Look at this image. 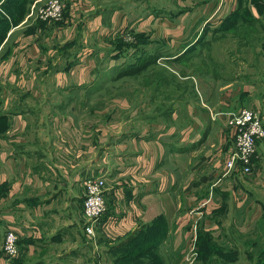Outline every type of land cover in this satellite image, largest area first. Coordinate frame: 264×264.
<instances>
[{
  "label": "crops",
  "instance_id": "1",
  "mask_svg": "<svg viewBox=\"0 0 264 264\" xmlns=\"http://www.w3.org/2000/svg\"><path fill=\"white\" fill-rule=\"evenodd\" d=\"M2 1L0 12L8 21L21 12V6H2ZM41 1L32 0L17 23L0 36V66L5 62V77L0 80V234L14 230L20 249L12 260L0 253V264H108L120 247L148 244L156 229L164 232L158 246L166 255L164 264H176L196 222L200 221L202 232H211L224 243L232 241L230 231L236 235V229L243 230L245 219L258 220L264 199V143H257L249 178L225 164L233 139L224 113L248 106L264 109V82L258 77L264 51L257 52L259 69H255L254 52L244 48L242 39L235 35L222 39L216 33L233 26L236 0H162L157 7L145 4L149 0L136 4L132 0L138 11L140 4L146 11L142 15L132 8L130 23L122 19L120 3L99 5L94 11L84 5L79 12L87 10L90 16L83 13L78 18L75 7L69 20L59 25L42 24L30 14ZM124 26L146 30L161 41L156 59L171 65V72L183 73L188 68L184 63H198L210 55L201 50L205 45L200 46L213 42L208 35L217 44L228 41V65L224 58L210 55V70L218 84L204 89V99L197 102L187 101L184 76L174 84L134 86L132 97L143 100L140 109L153 105L152 88L159 93L157 102L166 97L164 103L172 110L162 116L150 109L144 115L131 113L124 126L107 127L106 112L112 104L101 103L100 109L91 110L90 94L106 87L107 83H94L97 76L114 75L116 63L111 64L110 57L104 63V56L110 36L121 33ZM98 27L109 31L100 36L94 31ZM150 50L148 54H156ZM250 75L256 76L254 81L247 79ZM44 76H54V83L35 85L33 80L39 78L47 82ZM222 76L228 79L222 81ZM51 91L66 98H52ZM115 100L114 107H126V101L119 105ZM219 111L222 114L215 115ZM90 178L105 182L106 210L93 235L83 230L82 201ZM210 218L223 220L216 223L218 232Z\"/></svg>",
  "mask_w": 264,
  "mask_h": 264
},
{
  "label": "rangeland",
  "instance_id": "2",
  "mask_svg": "<svg viewBox=\"0 0 264 264\" xmlns=\"http://www.w3.org/2000/svg\"><path fill=\"white\" fill-rule=\"evenodd\" d=\"M48 0H43L39 4L42 5L46 3ZM60 3L62 4V17L58 20H52V19H39L36 15L33 16L35 17L38 21H40L42 24L49 25L53 23L63 24L65 20H69L70 14H71V9L75 10V7H77V12L78 18H81L85 13L86 16L89 13L87 10L85 12H79V8L84 5H88L91 8L88 10L94 11L95 8H97L99 5L100 6H108L113 3L117 5V3L122 4V10L124 11L122 19L126 21V23H130L131 18V9L134 8V4L132 0H107L104 2L103 0H69L64 3V0H59ZM257 4L255 3V0H236V7L235 10L232 12L233 15V20L234 24L230 28L225 29L224 31L221 32H216L218 35L222 34L221 36H224L222 39L225 37H229L231 35H235V37H239L242 39L244 48L246 50H249L250 52H254V57L252 59L253 62V67L255 69H259V60L257 58V52L258 51H264V19L262 20L261 18H264V2L261 0ZM139 2V0H135V4ZM154 3V6H159V3L162 4V0H149L146 1L145 4H150ZM261 3V4H259ZM38 5V6H40ZM34 5V8L38 7ZM87 6V7H88ZM229 6V3H228ZM139 11L136 9L135 13H140L144 14L146 9L141 10V8L144 7L143 4L137 5L136 6ZM84 9V7H82ZM251 10V11H250ZM76 12V11H75ZM252 13V14H251ZM30 14H35L34 9L32 12V9L30 11ZM29 14V15H30ZM229 16V14H227ZM253 15V16H252ZM254 15H258L259 17H255ZM33 19V18H32ZM84 19V18H82ZM124 23V24H126ZM80 24V23H79ZM79 30V33L81 34V29L79 26H76ZM107 27V26H106ZM76 30V29H75ZM97 33H100V36H105L106 33L109 31L107 28V31H105V27H101L97 30H94ZM116 31V30H114ZM206 29L203 30L202 36L205 35ZM211 35V34H210ZM141 36H144L141 37ZM207 39L213 41L215 43V39L212 36L207 37ZM79 37H76V41L73 45V47L78 43ZM110 43L107 45L108 52L104 56V63L108 61V58L110 57V63L114 64V66H118L117 69L113 70V74L121 73L126 69H131L132 71L135 70L136 65H132V62H137V58L139 54H142L140 52L141 49H151L150 51H154L156 53H159L162 48H163V43H159L161 41L155 40L151 38L150 34L146 33V30H129V28L123 27L121 33L115 32L112 36L109 38ZM213 42H204L201 45H205L201 47L203 50V53L208 52L212 57H220L224 58L221 60H224V65H228L226 62H229L228 60L225 59V55L228 52V49L231 47L230 44L228 43L227 40H223L220 42V44L215 43L214 45L212 44ZM201 43V42H200ZM162 44V46H161ZM239 48L242 45L241 43L238 44ZM49 47V46H48ZM78 47V46H77ZM121 48V50L119 48ZM69 48V47H68ZM76 48V47H74ZM118 49L120 50L119 53H116ZM123 50V51H122ZM200 50L199 47L195 49ZM114 51V52H113ZM210 55H207V57H203L198 59V63L195 61H191V63H184V66H187L188 68L185 69V71L182 72H177L175 71L171 72L172 69H169L171 65L164 66L163 63H159V59L157 60L158 63L157 65H148L144 68H142L139 72L135 71L131 75H126L122 76L120 79H116L114 81H108L105 80L103 83L105 84L106 87L104 90L95 92L93 91L91 95V100H92V107L91 110L93 109H100L101 103L105 104H112L107 108L106 114L108 115L107 117V127H113V125H117V127L124 126V120L131 114L137 112L139 115H144L146 114L149 109L152 110V112L156 111V113H160L159 115L162 116L161 114H166L168 115L170 111L172 110V106L168 105V103H164L167 101V98L164 97L163 102H157V97H158V92H156V89H151L152 91V106H145L144 108L140 109L141 106H138L143 100L140 99L137 96L132 97V89L133 87H148L151 85L157 86L158 84L162 82H167L168 84H174L178 82L179 77L184 76L187 77V82L184 85L185 91L183 93H186L187 95V101L191 102H197L201 99H204L203 95V90L207 89L210 90L211 86H215L216 82L215 78L213 77L211 73V66L213 62V58H210ZM215 60V59H214ZM77 61V59H76ZM258 63V65L256 64ZM5 62L0 66V80L2 81V78L5 77L3 76L4 70H3V65ZM251 67V71L254 70V68ZM211 68V70H210ZM261 69V66H260ZM155 71V72H152ZM261 74L258 76L261 80V83L263 85L264 82V67L261 69ZM211 73V74H210ZM257 74V73H256ZM180 75V76H179ZM9 75H7L8 77ZM113 76L111 74L107 75ZM242 79H244L245 76H240ZM253 77V78H252ZM256 76L250 75L247 77L248 80L254 81ZM26 78V77H25ZM47 78V79H46ZM222 81H225L228 79V77L223 78L221 77ZM13 77L10 79L12 80ZM27 79V78H26ZM40 79V78H39ZM33 80L35 85L45 87L48 85H52L54 76H44V81L42 80L39 81ZM241 79V80H242ZM259 81V79H257ZM49 83V84H48ZM111 83V84H110ZM222 83V82H220ZM110 84V85H108ZM218 84V83H217ZM216 84V85H217ZM91 92V91H90ZM48 94L51 95L52 98H61L66 96L61 94L60 92L56 91H51ZM164 94V93H162ZM175 92H171V97L174 95ZM89 96L86 95V98ZM255 98H258L257 96ZM114 99L118 100L119 105H122L126 101V107H114L115 102L113 101ZM115 100V101H116ZM136 100V102H134ZM133 104V106H132ZM137 104V105H136ZM133 107V109H131ZM250 108H253L256 110V112L259 114V116L262 118L264 121V109L260 106H248ZM114 108V109H113ZM103 110V108L101 109ZM234 111V110H230ZM227 111V112H230ZM100 111L97 112L99 114ZM224 113L225 117V124L226 123V113ZM222 114L221 111L216 112L215 115ZM105 116V115H103ZM92 117H95V115L92 114ZM111 120V122H110ZM116 120V122H115ZM187 124L188 121H187ZM228 128L232 129L227 125ZM124 129V128H120ZM232 139H233V147L230 149L228 152L229 156L231 153L235 150V132L232 129ZM225 158V164L227 162V159ZM256 156H257V151H256ZM255 156V157H256ZM255 157L253 158V166H252V171L255 165ZM227 167V165H226ZM237 171V173L240 176L248 175L247 178L252 175L251 173L244 174L243 171L240 170L239 167L233 168ZM245 178V177H244ZM262 198V197H261ZM263 201V202H262ZM261 215L258 218V220L252 218L245 219L243 223L241 224V229H236L238 233L241 234H234L231 231L229 232L230 236H232V241L231 240H224L226 242L222 243L219 240H215L211 232H202L200 228L201 223L200 221L192 222L194 225L191 226L189 233H187L185 239H184V249L179 253V258L176 261V264H254L256 259L259 257V253L262 249H264V199L261 200ZM258 208L259 205L257 206ZM251 207H249L250 209ZM250 212V211H249ZM219 214L217 217H221L224 215L225 209L218 212ZM247 213V212H246ZM250 217V216H249ZM212 224L215 223L214 227L212 226V229L215 230V232H218V225L216 224L217 221L222 223L223 220H215L211 219ZM228 222V219L225 221ZM238 224L241 223V221H237ZM190 227V225H189ZM205 228H210V227H205ZM224 232H226L224 230ZM86 233V232H85ZM221 236V235H220ZM219 237V236H218ZM3 239H4V234H0V253H2V245H3ZM224 239V237L222 238ZM208 246H210V249H208ZM129 249L134 250L135 249V244L131 243V245L125 246V247H120L119 250L114 251L111 253L110 257V262L108 264H143L148 261L151 257L149 255H143L141 257L135 258L133 260H128L126 258H122V255L125 256V254L128 252ZM157 252L159 253L160 256V261L161 264H164L166 259V255L164 252L161 250L157 249ZM20 254V253H19ZM3 255V253H2ZM153 256V252L151 253ZM13 257L12 259L17 258ZM174 257H177L174 256ZM11 259V260H12Z\"/></svg>",
  "mask_w": 264,
  "mask_h": 264
},
{
  "label": "built area",
  "instance_id": "3",
  "mask_svg": "<svg viewBox=\"0 0 264 264\" xmlns=\"http://www.w3.org/2000/svg\"><path fill=\"white\" fill-rule=\"evenodd\" d=\"M62 4L59 0H48L34 8L39 19L58 20L62 17ZM226 123L235 132V150L227 159L229 170L239 167L244 174L251 173L253 158L256 156L257 143H264V121L259 114L250 107L226 113ZM105 182L102 178H90L85 182V195L82 201V210L85 218L83 230L93 235L95 226L99 224L106 210ZM3 256L6 260L16 257L20 253L17 235L14 230L8 229L4 233Z\"/></svg>",
  "mask_w": 264,
  "mask_h": 264
},
{
  "label": "trees",
  "instance_id": "4",
  "mask_svg": "<svg viewBox=\"0 0 264 264\" xmlns=\"http://www.w3.org/2000/svg\"><path fill=\"white\" fill-rule=\"evenodd\" d=\"M32 0H3L1 2V5L3 6H8V5H18L21 6V12L17 11L14 13V16L12 17V20L8 21V19L6 18L5 15H3L0 12V36L2 34L5 33L6 29L8 28L9 25L12 24H16L18 19H20L23 15V13L26 12V10L28 9V5ZM264 2V0H261ZM259 1L255 0V3L257 4ZM9 7H6V9H8ZM11 12H9L10 14ZM144 38V36H141ZM119 48V47H118ZM121 50V48H119ZM117 50L116 53H119L120 50ZM123 51V50H122ZM140 52L142 54H139L138 58H137V62H132V65H136L134 68L135 70H131L126 69L121 73H117L114 74L113 76H107L105 74H102L100 76H97L94 83L95 84H99V83H103L105 80L108 81H114V80H118L120 79L122 76H126V75H131L133 72L137 71L139 72L141 68H144L152 63H154L156 61V58L158 56V53H156L155 55L153 54H148V50L145 49H141ZM118 66H113V69H117ZM93 91V90H92ZM161 231V230H160ZM164 236V232L161 233H157V229H156V233L155 236H152V241H149L148 244H146L145 242H136L135 244V249H129L128 252L125 254V256L122 255V258H126L128 260H133L135 258L141 257L143 255H149V257H151L150 259H148L147 262L143 263V264H161L160 256L159 253L157 252L158 246L161 242L162 237ZM208 249H210V246H208ZM149 252H146V251ZM151 250H153V256L151 255ZM254 264H264V249H262L259 253V257L256 259V261L254 262Z\"/></svg>",
  "mask_w": 264,
  "mask_h": 264
}]
</instances>
